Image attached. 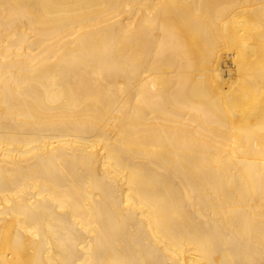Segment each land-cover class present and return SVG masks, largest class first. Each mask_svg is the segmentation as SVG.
Here are the masks:
<instances>
[{
    "label": "bare ground",
    "instance_id": "6f19581e",
    "mask_svg": "<svg viewBox=\"0 0 264 264\" xmlns=\"http://www.w3.org/2000/svg\"><path fill=\"white\" fill-rule=\"evenodd\" d=\"M0 264H264V0H0Z\"/></svg>",
    "mask_w": 264,
    "mask_h": 264
}]
</instances>
